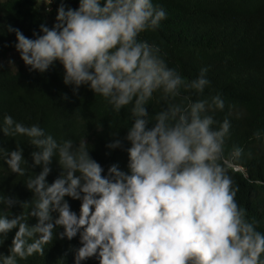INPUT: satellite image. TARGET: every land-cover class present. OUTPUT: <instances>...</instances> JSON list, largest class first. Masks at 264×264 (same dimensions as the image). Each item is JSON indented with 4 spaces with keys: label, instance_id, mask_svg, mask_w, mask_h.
Instances as JSON below:
<instances>
[{
    "label": "clouds",
    "instance_id": "9594fccd",
    "mask_svg": "<svg viewBox=\"0 0 264 264\" xmlns=\"http://www.w3.org/2000/svg\"><path fill=\"white\" fill-rule=\"evenodd\" d=\"M37 3L50 12L53 0ZM55 19L51 28L41 24L43 34L34 33L35 39L11 25L7 30L15 33V48L29 71L43 73L58 61L64 84L74 92L87 85L116 113L131 106L124 137L130 144L128 170L113 163L105 175L84 137L78 144L58 141L38 124L26 126L5 115L0 131L29 138L33 166L41 170L24 181L33 193L30 202L0 195L6 209L30 205L27 215L37 220L29 225L22 212L11 218L0 213V237L18 229L9 254L0 253V264L43 256L60 227V239L79 234L74 264L94 256L99 264H264V233L236 202L238 188L228 174L229 160L239 159L243 149L233 146L226 153L230 121L209 114L224 109L222 96H212L210 103L190 96L184 97L187 104L174 102L182 89L203 94L210 85L208 69L186 81L158 45L139 39L166 19L164 9L153 0H79L77 8L61 2ZM158 92L163 106L150 115L146 106ZM254 135L261 139L260 131ZM106 147L123 144L115 139ZM53 158L62 171L49 183ZM0 159L12 173L26 175L19 144L12 151L0 148ZM65 197L81 201L78 215Z\"/></svg>",
    "mask_w": 264,
    "mask_h": 264
},
{
    "label": "trees",
    "instance_id": "16d2710c",
    "mask_svg": "<svg viewBox=\"0 0 264 264\" xmlns=\"http://www.w3.org/2000/svg\"><path fill=\"white\" fill-rule=\"evenodd\" d=\"M61 2L66 7L79 5V0H53L48 12L47 6L38 5L37 0H0V53L17 51L15 33L9 32L7 25L35 39L34 33L43 34L41 24L51 28L56 23ZM153 3L164 9L166 19L155 31L141 33L139 39L158 45L168 66L176 68L186 81L196 79L201 68L208 69L206 77L210 85L203 94L182 89V95L174 102L187 104L189 101L184 97L190 96L192 100L207 98L210 103L212 96H222L224 109L209 114L219 122L225 118L230 121L226 153L233 146L243 149L239 159L229 160L228 174L233 186L238 188L235 200L246 210L250 221H258L257 230L264 233V0H153ZM0 65H3L0 67V124L5 115H11L26 126L38 124L58 141L71 139L78 144L84 137L90 156L104 168L103 174H107L113 163L123 171L128 170L126 149L130 144L124 137L132 123L131 106L116 113L87 85H81L74 92L72 85L64 84V68L58 61L43 73L29 71L21 57L15 67L2 61ZM162 106L158 92L146 107L154 115ZM257 131L261 132L259 140L254 135ZM115 139H120L123 147L107 148ZM17 144L27 162L22 165L26 175L12 173L0 159V195L30 202L33 193L24 181L41 170L40 166H33L31 153L35 148L25 136L8 137L0 131V148L12 151ZM50 168L49 183L62 171L55 158ZM65 199L78 215L81 201ZM29 211L28 204L22 208L18 203L10 209L0 204V213L11 218L22 212L29 225H34L37 220L27 215ZM17 230H11L4 239L0 237L3 239L0 253L9 254ZM62 231V227L58 228L53 242L44 245L43 256L17 258V264H74L72 249L81 246L79 234L71 240L60 239L58 233ZM82 264H99V260L94 256Z\"/></svg>",
    "mask_w": 264,
    "mask_h": 264
},
{
    "label": "rangeland",
    "instance_id": "374dc122",
    "mask_svg": "<svg viewBox=\"0 0 264 264\" xmlns=\"http://www.w3.org/2000/svg\"><path fill=\"white\" fill-rule=\"evenodd\" d=\"M0 61L3 63L10 65L12 67H15L20 62V56L17 51L14 52H8L6 54L0 53Z\"/></svg>",
    "mask_w": 264,
    "mask_h": 264
},
{
    "label": "built area",
    "instance_id": "2783aa9c",
    "mask_svg": "<svg viewBox=\"0 0 264 264\" xmlns=\"http://www.w3.org/2000/svg\"><path fill=\"white\" fill-rule=\"evenodd\" d=\"M238 168V167H237Z\"/></svg>",
    "mask_w": 264,
    "mask_h": 264
}]
</instances>
